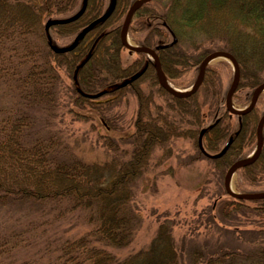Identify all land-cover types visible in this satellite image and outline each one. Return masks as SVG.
Here are the masks:
<instances>
[{
    "label": "trees",
    "instance_id": "16d2710c",
    "mask_svg": "<svg viewBox=\"0 0 264 264\" xmlns=\"http://www.w3.org/2000/svg\"><path fill=\"white\" fill-rule=\"evenodd\" d=\"M134 1L116 0L105 22L72 50L54 53L51 47H60L55 38L72 42L109 2L87 0L75 21L46 27L49 19L72 15L82 0H0V264H264V198H236L222 183L228 167L256 147L261 94L240 116L226 110L215 67L206 66L195 93L177 97L159 85L147 54L135 52L123 65L120 27ZM127 32L135 44L150 48L175 37L155 51L167 81L177 83L188 69L198 70L208 53L225 51L239 71L232 100L246 106L264 82V0H150L133 11ZM205 43L210 46L201 49ZM129 96L136 101L134 114L117 128L123 114L114 109ZM65 113L98 118L105 131L122 135H100L92 125L103 158L85 160L57 127ZM215 120L201 138L205 152H218L238 133L212 159L202 154L197 137ZM261 136L257 159L236 170L240 194L264 192L252 190L264 181V124ZM183 139L194 152L179 163L210 160L215 200L179 237L174 228L180 219L157 214L149 242L131 249L141 222L136 186L173 157L174 143ZM247 215L255 217L250 227L240 220ZM71 217L76 231L56 225Z\"/></svg>",
    "mask_w": 264,
    "mask_h": 264
},
{
    "label": "rangeland",
    "instance_id": "374dc122",
    "mask_svg": "<svg viewBox=\"0 0 264 264\" xmlns=\"http://www.w3.org/2000/svg\"><path fill=\"white\" fill-rule=\"evenodd\" d=\"M108 2L109 0H107V3ZM144 34L145 31L141 32L140 36L143 37ZM124 37L125 41L129 44L137 45L127 31L124 33ZM72 38L73 37L55 38L56 45L60 47L68 45ZM209 46V44L205 43L201 45V49ZM135 58V52L128 53L127 49L121 51V62L123 65H126ZM222 62L227 65L221 64ZM208 66L218 69L222 80V87L227 94L233 81L234 68L232 63L227 59H219L211 61ZM199 71L200 68L198 70L194 67L188 69V71L177 79V83L167 81L165 76L164 78L166 84L171 88L179 92H185V90L191 87L196 81ZM259 98V108H264V90L261 92ZM156 101L158 103L161 102L159 98ZM231 104L235 109L245 107V104H240V102L232 99ZM135 108L136 101L133 96L128 97L127 103L121 102L116 106L114 113L117 115L120 113L123 114L122 117L116 119L117 128L123 124L122 119L124 117L128 120L134 114ZM61 119L63 124L58 123L57 127L63 130V135L70 144H72L74 152L85 160H100L103 158L100 141L99 143L97 141V136L99 134H108L116 137L122 135V132L118 129L110 132L105 131V127H101L98 123V118H94L90 121H83L82 118H76L69 113H65L64 117L60 118V120ZM92 125L96 127L99 134H97ZM193 152L194 148L189 140H177L174 143V156L168 158L162 164L155 166L154 170L146 173L142 181L136 186L134 203L138 210V214L140 215L141 222L134 234L131 249L136 250L145 246L149 242L157 227L155 220L157 214L166 212V215L171 217L175 216L180 219L179 225L174 228V235L179 237L180 235H187L185 233L189 232V229L194 225V221L199 217V214L201 212L203 213V210L215 200V197L212 195V192L214 191V181L211 175L212 164L210 160L203 158L189 166L179 163L180 159ZM252 153L253 151L248 157L251 156ZM156 159L157 158L155 157L152 163H154ZM239 181V174L234 172L229 179V186L232 191L236 190L235 187ZM252 190H264V181L259 186L253 187ZM18 214H22V212H19ZM203 217L201 221L204 220ZM253 219H255L254 216L247 215L246 218H241L240 220L242 223L246 224V227H250L251 225L249 223H251ZM73 224V217H71V219L60 220L56 223L59 228L64 230L73 227L68 231L69 233L78 229V227L76 228ZM199 230L202 231L203 226H201ZM125 252H127V250L121 254Z\"/></svg>",
    "mask_w": 264,
    "mask_h": 264
},
{
    "label": "water",
    "instance_id": "95a60500",
    "mask_svg": "<svg viewBox=\"0 0 264 264\" xmlns=\"http://www.w3.org/2000/svg\"><path fill=\"white\" fill-rule=\"evenodd\" d=\"M86 1L87 0H82V4H81L80 8L75 13H73L72 15H70L68 17L53 18V19L47 20L46 21V27H49L52 25L66 24V23H70L72 21H75L76 19H78L83 14V12L86 8ZM148 1H150V0H135L131 4L129 9L127 10L125 17L123 19L121 28H120V42H121L122 46L127 48L128 51H130V52L133 51L136 53L142 52L145 54H150L153 61H154L156 77H157V81H158L159 85L163 89H165L168 93L172 94L173 96H177V97H188V96H190L196 92V90L198 89L199 85L202 82L206 66L211 61L219 60V59L229 60L232 63L233 68H234V76H233L232 84H231V86H230V88L226 94V97H225V108L228 112L233 113V114H238L240 116L245 115L248 112H250L253 109L259 94L264 90V82L260 83L256 87V89L254 90L253 96L251 98V101L246 107H244L243 109H240V110L234 109L231 105V98H232V95L237 88V85H238L239 71H238V66L236 64V61L234 60V58L229 53H227L225 51H213V52L208 53L200 62V71H199V75H198L196 81L193 83V85L191 87L187 88L185 90V92H179L177 90L175 91V89L171 88L169 85L166 84V80L164 78L158 57H157L156 52H155L157 49L171 46L173 43L176 42L175 37H172L171 41H169L168 43L158 44L154 48L144 47V46L138 47L136 45L129 44L128 42L125 41L124 33L127 31V26H128V23H129V20L131 18L133 11L136 8H138L140 5H142L143 3L148 2ZM115 4H116V0H109V5L106 8V10L99 17L95 18L94 20L90 21L87 25H85L81 29V31L79 32L77 37L69 45L63 46V47L52 46L51 47L52 51L54 53H64V52L72 50L75 47V45L77 44L78 40L81 39L88 31H90L91 29H93L97 25L105 22L109 18V16L112 14V12L115 8ZM101 94H102V92H98L94 95H91V97H96V96H99ZM216 122H217V120H215L213 123L209 124L208 126L200 129L199 133H198V137H197V145H198V148L200 149V151L202 152V154L205 157L212 158V159L221 157L226 152V150L229 148L234 137L238 133V130H237L234 132V134L230 135L229 138L227 139L226 143L224 144V146L217 153H213V154L207 153L202 148L201 138H202L203 134L208 129H210ZM263 124H264V115L259 119L257 126H256V147H255V150L253 151V153L251 154V156H249L246 159L239 160V161L232 163L228 167V169L226 170V172L224 174V179H223L224 188H225V191L231 196H234L236 198H247V199L264 198V192L254 193V194H240V193H236L235 191H232L230 189V186H229L230 176L238 168L244 167V166H247V165L253 163L257 159V157L259 156L261 148H262L261 133H262Z\"/></svg>",
    "mask_w": 264,
    "mask_h": 264
},
{
    "label": "bare ground",
    "instance_id": "6f19581e",
    "mask_svg": "<svg viewBox=\"0 0 264 264\" xmlns=\"http://www.w3.org/2000/svg\"><path fill=\"white\" fill-rule=\"evenodd\" d=\"M176 91V90H175Z\"/></svg>",
    "mask_w": 264,
    "mask_h": 264
}]
</instances>
